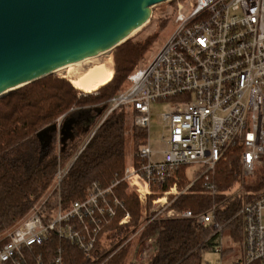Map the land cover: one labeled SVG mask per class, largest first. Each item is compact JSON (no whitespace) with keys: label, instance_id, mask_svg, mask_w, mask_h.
Here are the masks:
<instances>
[{"label":"built area","instance_id":"1","mask_svg":"<svg viewBox=\"0 0 264 264\" xmlns=\"http://www.w3.org/2000/svg\"><path fill=\"white\" fill-rule=\"evenodd\" d=\"M174 8L173 28L163 45L128 75L126 87L107 102L105 117L124 108L134 124L147 129L146 144L135 151L121 179L107 188L92 183L85 199L68 208L60 203V184L68 168L59 166L52 187L58 193L57 207L47 210L45 198L1 235L0 264H43L41 257L31 260L28 252L54 234L89 257L100 233L122 208L114 192L121 182L127 194L138 197L143 213L150 195H162L153 200L160 209H153L154 215L137 233L154 219L212 224L208 240L214 241L212 250L222 256L218 264H225V224L217 221V211L224 199L245 194L248 200L234 215L243 223L241 255L228 264H264V187L246 190L264 162V0H177ZM154 101L171 104L162 116L167 128L165 147L156 151L149 139ZM65 118L56 123L61 126ZM236 149L240 150L239 188L223 193L215 179L217 166ZM185 166H197L199 171L191 178L185 176L189 182L179 189L180 170ZM198 181L200 191L212 198L211 205L199 213L172 208L171 203ZM130 217L127 212L119 224L128 223ZM63 263L59 249L48 264Z\"/></svg>","mask_w":264,"mask_h":264},{"label":"trees","instance_id":"2","mask_svg":"<svg viewBox=\"0 0 264 264\" xmlns=\"http://www.w3.org/2000/svg\"><path fill=\"white\" fill-rule=\"evenodd\" d=\"M165 23L167 20L164 19L161 25ZM155 38L151 35L145 40L128 39L115 47L112 79L92 93H85L75 87L68 77L50 74L0 99V236L46 197L54 184L59 166L68 168L60 184V203L63 208H68L76 200L85 199L92 183L98 182L101 187L107 188L123 177L129 116L124 108L112 111L105 118L104 115L108 100L123 86ZM63 115L76 118V122L66 127L67 132H63L65 128L62 124L59 151L43 146L38 132L56 124ZM97 118L98 122L89 132L84 148L76 149L79 139H74L72 132L77 123L82 121L81 124L89 125ZM67 139L71 142L65 144ZM147 139V129L134 124L135 149L146 144ZM239 151L234 150L226 161L217 166L215 179L223 193L237 183ZM180 175L183 180L179 187H183L186 183L184 168H181ZM201 185V181L196 182L171 207L176 210L190 209L194 213L207 209L212 198L201 193ZM263 187L264 166L247 190ZM114 192L122 201V208L118 210L116 219L110 221L100 233L89 257L69 241L54 234L43 246L34 247L28 252L30 259L41 257V262L48 264L61 249L63 264H124L131 249V237L150 217L143 219L139 212L138 197L127 195L123 182L114 188ZM220 196L223 199L224 195ZM244 200H248V196L224 199L217 211V221L225 224L226 234L238 241L242 238L243 223L240 217L233 216ZM57 203L58 193L55 192L47 199L45 207L53 211ZM127 212L131 216L129 222L120 225L119 221ZM213 231L212 224L200 225L193 219H154L136 240L141 244L154 239L153 257L147 262L132 263L203 264V252L211 250L214 245L212 239L208 240Z\"/></svg>","mask_w":264,"mask_h":264},{"label":"water","instance_id":"3","mask_svg":"<svg viewBox=\"0 0 264 264\" xmlns=\"http://www.w3.org/2000/svg\"><path fill=\"white\" fill-rule=\"evenodd\" d=\"M167 1L0 0V94L114 49L151 20L154 6ZM73 123L69 117L62 124ZM61 126L38 132L43 146Z\"/></svg>","mask_w":264,"mask_h":264},{"label":"rangeland","instance_id":"4","mask_svg":"<svg viewBox=\"0 0 264 264\" xmlns=\"http://www.w3.org/2000/svg\"><path fill=\"white\" fill-rule=\"evenodd\" d=\"M176 2H177V0H172V1L160 3L156 6H154L151 20L145 26H143L142 28H140L139 30L134 32L128 38L131 40H145L148 36H151V35L156 36L154 42L149 46L147 51L138 60L135 68L137 66H141L142 64L146 63V61H148L160 49V47L165 42L167 36L169 35V33L171 32V30L173 28L171 20L173 18L174 9H175L174 7H175ZM164 19L167 20V23H165L164 25H161V22ZM113 53H114V49L109 51L107 55L101 54L98 56L97 61H105V62L108 61L107 63L108 64L110 63L109 66L113 70L114 69ZM54 74L57 76H61V77L62 76L67 77L64 72H58V73H54ZM126 85H127V79L120 89L126 87ZM96 90L97 89L90 91V92H87V91H84V92L85 93H92ZM170 110H171V104L169 102H166V101H154L151 105V114H150V120L151 121H150V125H149V139H150V144L155 151L160 150V149L165 147V140L163 139V136L166 135L167 128L164 125V121H163L162 116L165 112L170 111ZM106 112H107V110L105 111V114H106ZM104 117H105V115H104ZM72 118H74V117H72ZM67 119L68 118H65L62 123H64V121ZM74 120L76 122V118H74ZM81 122L77 123V125L75 126V128L72 132L74 139H79L78 143L76 145V149H81L83 147V144L85 143V141L89 137V132L97 124L98 118H97V120L96 119L92 120V123H90L89 125H86L83 123L81 124ZM57 126L59 127L58 124H57ZM133 127H134V123H133L132 119L130 117H128L127 125H126V128H127L126 129V136H127L126 166L131 163L133 155L136 151V149L134 147V142H133ZM67 131H68L67 128H65L63 130V132H67ZM51 135L52 136L50 137L49 141L44 142L45 146L53 147L56 151H59L60 145H61L60 140H59L60 139V133L57 130L56 132L52 133ZM70 142L71 141L69 139H67L65 141V144H68ZM156 157H157V155L152 156L153 159H155ZM263 166H264V162H263L262 166L256 171L254 177H252L248 180V183L246 185L247 187L250 184H253L255 182L256 175H257L258 171L261 168H263ZM61 167L63 169H66L65 166H61ZM183 168L185 170V176L187 178L188 177L191 178V176L193 175V172L198 170L197 166H185ZM180 177L181 178H180L179 184L183 180L181 175H180ZM186 177H185V181H186L185 186L189 182ZM239 179H240V177H238L237 183L235 185H233L231 189L227 190L226 193H235L234 191H236L239 188V184H238ZM179 184H178V187H179ZM185 186L179 187V189H182ZM242 191H244V190H242ZM247 191H249V190H247ZM55 192L56 191H54L53 188H51V190L49 191V193L46 195L45 198L48 199L52 195H55ZM201 193H203V192L201 191ZM127 195H135V194H127ZM239 195L245 197V194H235L233 197H236ZM160 196H162V195L161 194H153V195H150L148 197L146 203L143 204V206H144L143 208L145 210H147V213L142 212V207H141V204L139 201V212L142 215L144 220L146 218L154 215L153 209H156V210L160 209L159 202L156 204H154V202H153L154 199H158ZM172 198H173V195H169V201H171ZM171 205H172V203H171ZM142 232H143V230L137 234L135 233L136 234L135 236L134 235L132 236L133 240H132L131 249H130L129 255H128L126 261L124 262V264H133L132 261L134 263L136 261L147 262L150 259H152V257H153L152 256L153 255V243L152 242H150V243L143 242V243L139 244L136 241V240H138V238ZM226 233H227L226 231H224V233H223L224 238H225L224 239L225 240L224 241L225 247H224L223 258H224V263L228 264L230 261H233L236 257L241 255L243 233H242V238L239 241L235 240L231 235L226 234ZM202 256H203V261L208 262L210 264H218V262L222 259L221 254L216 252V251H213L212 249L211 250H205L203 252Z\"/></svg>","mask_w":264,"mask_h":264},{"label":"bare ground","instance_id":"5","mask_svg":"<svg viewBox=\"0 0 264 264\" xmlns=\"http://www.w3.org/2000/svg\"><path fill=\"white\" fill-rule=\"evenodd\" d=\"M109 51L111 50L60 67L54 73L64 72L75 87L87 92L93 91L112 79L113 70L109 66L110 63L108 64V61H97L99 55H107ZM5 94L6 92L1 93L0 98Z\"/></svg>","mask_w":264,"mask_h":264},{"label":"crops","instance_id":"6","mask_svg":"<svg viewBox=\"0 0 264 264\" xmlns=\"http://www.w3.org/2000/svg\"><path fill=\"white\" fill-rule=\"evenodd\" d=\"M84 145H85V144H84ZM84 145H83V146H84ZM82 148H83V147H82ZM132 161H133V158H132V160H131V163H132ZM131 163H130V164H131ZM128 165H129V164H128Z\"/></svg>","mask_w":264,"mask_h":264}]
</instances>
